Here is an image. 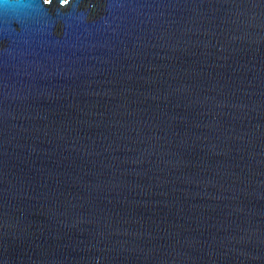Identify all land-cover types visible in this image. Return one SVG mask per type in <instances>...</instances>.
I'll return each mask as SVG.
<instances>
[{"label":"water","instance_id":"water-1","mask_svg":"<svg viewBox=\"0 0 264 264\" xmlns=\"http://www.w3.org/2000/svg\"><path fill=\"white\" fill-rule=\"evenodd\" d=\"M0 264H264V0H0Z\"/></svg>","mask_w":264,"mask_h":264}]
</instances>
